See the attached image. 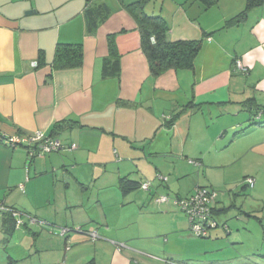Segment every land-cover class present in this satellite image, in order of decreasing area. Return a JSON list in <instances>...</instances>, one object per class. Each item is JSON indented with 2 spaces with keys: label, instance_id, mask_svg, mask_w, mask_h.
Returning a JSON list of instances; mask_svg holds the SVG:
<instances>
[{
  "label": "crops",
  "instance_id": "obj_1",
  "mask_svg": "<svg viewBox=\"0 0 264 264\" xmlns=\"http://www.w3.org/2000/svg\"><path fill=\"white\" fill-rule=\"evenodd\" d=\"M134 1L0 0V134L40 131L62 145L36 159L0 144V203L43 221L23 215L16 231L0 212V264H213L186 250L197 239L185 215L153 200L168 187L181 195L179 182L155 178L186 170L187 153L198 167L203 153L264 125V3L226 26L246 0H234L232 12L222 0H146L145 12L166 21L170 40L202 39L192 70L154 75ZM98 4L109 14L88 31L87 12ZM109 41L118 76L102 73ZM59 43L81 44L82 64L55 67ZM145 180L153 181L149 191L139 190ZM226 208L214 204L218 223ZM61 227L70 230L61 236Z\"/></svg>",
  "mask_w": 264,
  "mask_h": 264
},
{
  "label": "rangeland",
  "instance_id": "obj_2",
  "mask_svg": "<svg viewBox=\"0 0 264 264\" xmlns=\"http://www.w3.org/2000/svg\"><path fill=\"white\" fill-rule=\"evenodd\" d=\"M223 1L229 2V11L232 12L236 1ZM255 123L257 125V121L252 125ZM247 127H239L237 132ZM258 127L260 129L252 130L240 138L235 137L230 147L220 152L203 153L206 160L198 167L190 164L196 157L187 153V157H183L188 166H183L186 170H179L178 175L162 174L170 177V181L176 178L182 188L180 198L192 195L196 187H204L216 194L215 204L227 206L224 212L219 213L218 218L222 221L218 223V227L208 229L207 236L201 237L193 234L186 214L173 204L176 192L174 187H168L164 193L153 197L154 200L160 195L167 196L169 201L165 204L170 203L185 215L186 232L197 239L196 244L186 245L185 248L198 251L196 255L200 260L206 259L213 264H264V141H261L264 138V125ZM232 133L231 131L230 137L233 136ZM17 148L24 150L21 146ZM247 177L254 179V186L244 185ZM156 182L166 185L168 179L165 182L156 179ZM189 187L193 191L185 196ZM139 190L143 191L140 187ZM21 228L23 225L15 230Z\"/></svg>",
  "mask_w": 264,
  "mask_h": 264
},
{
  "label": "trees",
  "instance_id": "obj_3",
  "mask_svg": "<svg viewBox=\"0 0 264 264\" xmlns=\"http://www.w3.org/2000/svg\"><path fill=\"white\" fill-rule=\"evenodd\" d=\"M209 3L211 0H201ZM264 0H246L245 9L226 21V26L238 23L245 15L247 9L252 6L263 4ZM146 0H136L130 3V11L135 15L139 22L141 32V49L145 54L149 70L152 74L157 75L168 69H193L194 60L201 49L202 39H175L170 40L167 37L169 30L166 21L159 15H149L145 12ZM109 14L106 6L98 4L90 7L87 12V30L91 31L97 22L103 21ZM109 56L103 59L102 73L103 76L119 75V58L114 54V46L109 41ZM83 61V50L81 44H57L55 48L53 65L58 68H68L80 66ZM173 117L170 123L175 119ZM60 125L52 129H60ZM51 136V135H49ZM124 189H127L124 187ZM174 198H180L174 196ZM186 198V197H185ZM215 204V203H214ZM214 204L212 213L214 217ZM18 210L15 207H9ZM20 211V210H18ZM3 214L12 215L8 211L0 210ZM21 212V211H20ZM11 226L15 227L14 218ZM215 219V218H214ZM216 220V219H215ZM217 221V220H216ZM218 224V222H217ZM218 227V226H217Z\"/></svg>",
  "mask_w": 264,
  "mask_h": 264
},
{
  "label": "built area",
  "instance_id": "obj_4",
  "mask_svg": "<svg viewBox=\"0 0 264 264\" xmlns=\"http://www.w3.org/2000/svg\"><path fill=\"white\" fill-rule=\"evenodd\" d=\"M236 66L242 70L246 71L248 67L242 65L240 61L236 62ZM0 144L6 145L11 148H17L18 146L23 147L29 158L42 157L51 152H57L62 148L61 142L51 137L43 132L36 131L33 134L26 136H4L0 134ZM76 145L72 144L68 149H74ZM156 179L160 182L167 181L165 175L157 173ZM246 183L248 186L252 187L254 185V179L251 177L246 178ZM153 181L145 180L139 184V187L143 191H149ZM23 189V186L20 185ZM216 199V194L213 190L206 189L204 187H196L194 193L186 198H174L173 204L178 206L187 216L189 222V228L196 236L205 237L207 236L208 229L215 228L218 226L217 221L213 217L212 205ZM155 202L167 203L169 201L168 197L165 195H160L154 198ZM0 210L8 211L14 218L15 227L18 228L24 224L22 216L24 213L9 208L5 205H0ZM30 222H38L35 217L25 215ZM43 222V221H39ZM70 230L68 227H61L59 234L64 236L65 233ZM76 230L82 231L80 227ZM90 238L96 239L98 237L96 231H87Z\"/></svg>",
  "mask_w": 264,
  "mask_h": 264
}]
</instances>
